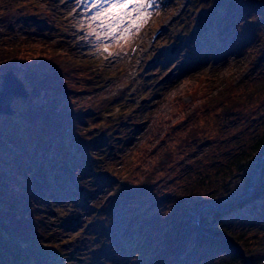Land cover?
Masks as SVG:
<instances>
[{
    "label": "trees",
    "instance_id": "obj_1",
    "mask_svg": "<svg viewBox=\"0 0 264 264\" xmlns=\"http://www.w3.org/2000/svg\"><path fill=\"white\" fill-rule=\"evenodd\" d=\"M196 9L200 12L195 19ZM11 13L32 20L24 6ZM178 20L182 31L177 32L196 29L197 37L190 35L191 48L200 45L198 40L209 39V60L217 58L213 49H219L218 41L224 38L218 39L221 31L237 32L234 49L261 73L249 87L244 76L220 82L215 81V72L199 75V85L193 87L199 98L193 108L180 99L174 114L180 113L178 119L165 123L164 149L151 147L153 137L135 154L142 160L159 150L161 156L167 155L146 170H141L145 161L131 172L110 167L120 153L117 141L131 135L118 128L125 108L113 120L109 114L102 117L109 111L106 106L95 111L74 102L73 97L87 92L94 79L83 84V70L64 61L68 51L0 44V73L13 68L30 91L28 98L15 100L13 115L0 114V264H63L69 248L73 254L76 249L88 254L89 247L95 255L89 252L87 264H245L244 253L249 264H264V160L255 171L252 192L240 198L264 154V114L255 124L231 132L219 143L216 155L209 141L236 111L255 97H264V0H193ZM259 112H264V104ZM200 144H208L204 160L182 165L183 175L175 178L176 183L171 181L166 174L174 178L179 170H170V165ZM104 171L106 175H98ZM165 184L176 188L156 209L158 202L150 193ZM105 190L111 194L105 195ZM59 199L83 207L80 211L89 215V228L80 233L82 244L72 234L58 239L50 233L48 216ZM206 203L215 207L202 208L197 220ZM57 210L68 214L66 208Z\"/></svg>",
    "mask_w": 264,
    "mask_h": 264
},
{
    "label": "rangeland",
    "instance_id": "obj_2",
    "mask_svg": "<svg viewBox=\"0 0 264 264\" xmlns=\"http://www.w3.org/2000/svg\"><path fill=\"white\" fill-rule=\"evenodd\" d=\"M189 1L193 0H157L155 9L150 10L153 12V16L142 30L131 38L123 50L114 46L110 49L113 56H108L107 53L101 54L97 51L95 45L98 42L95 37H90L88 40L81 39L86 35L87 29H80L79 24L83 22L87 25V17L92 15V13L86 12L91 0H83L84 5H81V8L73 14L72 18L69 16L68 7L69 5L72 6L74 0H0V31L7 28V25H11L10 35H12L11 39L2 40L0 38V44L17 43L22 45L27 43L35 45V47H49L57 50L58 53L68 51L69 57L64 58V61L78 71L79 69L83 70L86 77L83 84H87V78L94 79L92 85L88 87V91L81 93L78 97H73V101L84 104L95 111L106 106L109 111H103L102 117H107L109 114L113 120L115 119L114 115L119 113L122 107L125 108V118L122 121L119 120L118 125L121 127L118 126V128L120 131L128 130L131 135L125 136L124 140L121 138L122 140L117 141L121 142V148H116L119 149L120 153L115 160H111L110 165L112 166L110 167L116 168L121 173L129 168L131 172V169L136 168L138 163L142 164L145 161L141 170L152 169L157 167V161L167 159L166 154L162 156L160 154L162 153L160 150L164 149L162 137L167 130L165 123L170 118L172 122L178 119L180 113L174 114L180 99L183 98L187 102V108H193L196 99L199 98V95H194L195 89L193 88L199 85L197 82L199 75L208 77L212 75V72H215L214 75L218 77L215 81L219 79L220 82L224 81L225 78H236L235 81H238L244 76L246 77L245 84L249 87V83L253 82V79L261 73L260 68H253L248 65L245 57L238 55L234 49L235 44L239 41L237 32L229 34L224 30L221 31L218 39L222 36L224 38L218 41L219 49L216 47L213 49L217 56L213 60H209L211 54L206 53L209 47L206 44L209 41L208 38L202 41L198 40L199 43L201 42L200 45L191 48L189 46L192 42L190 39L191 32L185 30L184 34H179L175 31L176 29L181 30V26L178 25L180 22L178 18L184 13ZM23 2L27 3L25 12L33 16V21L15 20L16 16L11 13L12 10H18ZM199 11L198 9L193 13L194 17L199 15ZM219 18L217 17L216 26ZM9 19L13 21L12 24L8 23ZM167 25L168 28L153 44L150 41L151 33ZM218 30L220 31V29ZM192 31L194 32L195 29L193 28ZM192 34L193 37H197L195 33ZM134 43H137L138 47L132 54L130 50ZM172 46H176L174 51H172ZM188 49H193L194 52L188 53ZM169 73L171 75L166 78ZM217 89L218 87L215 88V90ZM114 103L116 104L114 105ZM263 104L264 97H255L253 102L229 117L230 120L222 129L212 133L209 141L215 150V155L220 147H218L219 143L226 139L231 132H239L241 127L246 125L249 127L255 124L259 114L261 116L264 114V112H259V107ZM134 111L140 117L134 115ZM261 116L258 118L259 122L262 120ZM135 121L141 125L134 128L131 123ZM123 122L129 124H122ZM103 126L107 127L106 125ZM126 126L127 128H125ZM247 127L246 129H248ZM210 132L212 131L210 130ZM153 137L156 139L151 147L157 144L159 149L161 148L159 152L146 160L137 159L135 154L139 153L144 145L150 143ZM110 140L111 138L106 140L108 145L111 144ZM126 141L128 143L123 144ZM207 145L200 144L194 148H188L185 153L178 156L175 162L170 165V170L174 168L173 170L179 171H176L174 178L173 175L167 173L168 178L171 177V181H175V178L183 175V170H180L182 165L198 162L200 159L204 160ZM111 146V151L115 153V146ZM98 175H106V171L100 172ZM141 177H144V172ZM183 177L185 178V175ZM181 179L182 177H180ZM133 182L135 183V180ZM138 182L139 180H137ZM175 188L176 184H171L167 187L162 186L158 191L152 190L150 195L158 202L155 205L156 209L165 204L166 195L173 192ZM110 194V190H105V195ZM126 205H131L128 198ZM54 207L56 208L53 211L54 214L48 216L49 222H52L49 225L52 236L62 239L68 238L72 234L82 244L80 233L88 229L91 222L88 220L89 215L87 216L84 210L80 211L83 207L72 206L70 202L60 199ZM61 208H66L68 214L61 215L57 210ZM55 225H59L60 228L56 229ZM71 244H75V241H71ZM69 249L71 254L67 255L68 257L63 264H87L90 262L87 260L89 252L95 255L91 247L87 250L88 254L84 252V249H76L74 254L72 248Z\"/></svg>",
    "mask_w": 264,
    "mask_h": 264
},
{
    "label": "snow or ice",
    "instance_id": "obj_3",
    "mask_svg": "<svg viewBox=\"0 0 264 264\" xmlns=\"http://www.w3.org/2000/svg\"><path fill=\"white\" fill-rule=\"evenodd\" d=\"M154 3L155 0H91L86 12L92 15L87 17V25L83 22L79 24L80 29H87L81 39L95 37L97 51L113 56L110 49L117 46L123 50L152 18L150 9Z\"/></svg>",
    "mask_w": 264,
    "mask_h": 264
},
{
    "label": "water",
    "instance_id": "obj_4",
    "mask_svg": "<svg viewBox=\"0 0 264 264\" xmlns=\"http://www.w3.org/2000/svg\"><path fill=\"white\" fill-rule=\"evenodd\" d=\"M171 74V73H169ZM168 74V75H169ZM166 75V77L168 76ZM30 95V91L25 84V82L17 75L14 69H8L7 71H4L1 74V81H0V114H5V115H13L15 113V108H14V102L17 98H23L26 99ZM141 123H136L135 126H139ZM264 160V154L260 157V159L257 161L255 165V169L252 173V178L250 182V186L248 188V191L245 195H243L240 198H244L252 192L254 188V183H255V171L257 169L258 164ZM206 206H211L215 207L214 204H204L199 208V211L197 213V220L199 219V212L202 208ZM221 208H224L223 206H219ZM227 207V206H225ZM244 260L245 264H249V258L248 256L244 253Z\"/></svg>",
    "mask_w": 264,
    "mask_h": 264
}]
</instances>
